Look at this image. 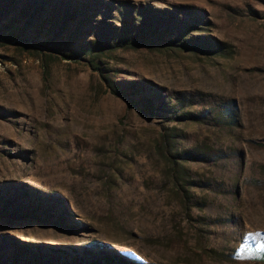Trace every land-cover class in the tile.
<instances>
[{
	"label": "rangeland",
	"instance_id": "obj_1",
	"mask_svg": "<svg viewBox=\"0 0 264 264\" xmlns=\"http://www.w3.org/2000/svg\"><path fill=\"white\" fill-rule=\"evenodd\" d=\"M7 1L0 264H79L88 249L139 264H264V0H103L65 30L58 3L29 23L27 0ZM131 5L198 10L186 38L220 50L119 49L96 59L100 71L67 57ZM105 78L167 109L149 119Z\"/></svg>",
	"mask_w": 264,
	"mask_h": 264
},
{
	"label": "trees",
	"instance_id": "obj_2",
	"mask_svg": "<svg viewBox=\"0 0 264 264\" xmlns=\"http://www.w3.org/2000/svg\"><path fill=\"white\" fill-rule=\"evenodd\" d=\"M16 0H8L9 5H14ZM58 3L55 20L59 19L63 23V30L69 24L76 22V19L84 15L94 3L106 5L103 0H27L23 8V14L29 16V23L36 19L38 14L52 3ZM125 14L119 19V25L111 29V24H107L104 19L101 22V32L97 35V40L89 46L82 47L77 53L68 55L69 58L89 57V63L99 71L101 70L96 59L109 55L119 49L130 50L140 47H158L163 49L194 50L196 52L209 53L219 51L216 45H210L201 42V38L187 39V33L190 29L197 27L199 18L198 10L191 7H176L175 10H166L163 13L152 15L144 7L134 5L127 6ZM111 26V27H110ZM107 87L114 95L124 96L130 107L143 113L149 119L161 115L167 108L163 102H157L153 97L146 94H139V88L135 84L123 86L121 83H115L111 79L105 78ZM140 95V96H138ZM188 119V118H187ZM165 149L175 155L176 146L175 135L173 133L163 134ZM179 154H177L178 156ZM184 154H180L182 159ZM171 164L176 161L168 158ZM55 222L63 225L60 219ZM84 256L80 257L79 264H139L129 261L127 258L113 254L108 250H101L97 253L92 250H85ZM52 257L56 260L57 257ZM35 255L32 264H51L55 261L46 258H40ZM43 259V260H41ZM54 264H72L71 259L66 254H62ZM68 262V263H67Z\"/></svg>",
	"mask_w": 264,
	"mask_h": 264
}]
</instances>
